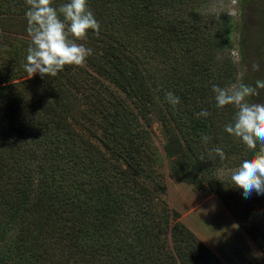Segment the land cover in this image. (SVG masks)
Instances as JSON below:
<instances>
[{"label": "trees", "instance_id": "16d2710c", "mask_svg": "<svg viewBox=\"0 0 264 264\" xmlns=\"http://www.w3.org/2000/svg\"><path fill=\"white\" fill-rule=\"evenodd\" d=\"M207 1L88 0L105 51L79 71L65 66L55 77L28 78L27 50H3L13 43L0 34V264H225L163 197L167 188L150 168V134L138 129L134 114L128 117L127 100L120 95L98 107L101 121L87 116L83 130L78 113L85 98L101 96L94 85L100 78L140 109L146 127L153 110L147 99L155 106L149 97L160 98L156 112L164 108L165 124L175 126L164 146L168 159H178L170 176L207 186L264 253V195L244 198L220 174L251 159L260 145L249 149L227 133L235 113L226 106L223 116L216 107L213 85L230 88L236 69L230 74L228 57L224 68L215 66V50L234 48L231 17L223 14L207 33L185 9ZM13 2L26 13L25 0H10L8 9ZM66 2L53 0V6ZM5 5L0 0L2 25ZM212 66L217 69L210 74ZM85 74L91 78L86 84ZM169 92L180 99L175 107ZM202 110L210 115L197 117ZM216 148L225 153L223 161Z\"/></svg>", "mask_w": 264, "mask_h": 264}, {"label": "rangeland", "instance_id": "374dc122", "mask_svg": "<svg viewBox=\"0 0 264 264\" xmlns=\"http://www.w3.org/2000/svg\"><path fill=\"white\" fill-rule=\"evenodd\" d=\"M9 2L10 0H2V3L6 4L5 8L8 10V13H6L7 15L2 14L5 19L3 21L4 25L0 24V34H6L7 37H2V40L0 37V40L12 42L13 45H9L10 43H8L6 47H3V50H7V47L13 48V50H27L31 40L25 31L26 27H24L27 21L23 23L26 19L25 12L14 2L13 6L8 9ZM195 8V5L189 6L187 4L185 6L187 12L192 11L190 13L192 22V17H196L197 23L202 26V29L207 30V33L216 29L218 21H220L223 14L227 13L231 17L232 23L229 36L234 48L231 51L215 50L218 51L215 58L218 62L216 61L215 66L221 65L223 67L224 61L227 60L226 58L231 59L232 68L228 69V71L230 70V74H233V68L236 69V82L233 85L238 86L240 83L251 84L256 79H264V0H208L199 8ZM2 19L0 17V23H2ZM11 22L12 24L15 22L14 26L18 27H9ZM89 34H92L91 37ZM101 37V33L91 32L88 33L84 41H78V43H82L85 47L92 50V54L86 59L82 67L87 66L88 60L92 61L94 58L98 60V55L105 51L100 50V45L103 44L100 41ZM211 62H208V64H211ZM253 62H259L260 71H251ZM165 63L162 60L158 62L161 68ZM102 64L111 67V64L107 61H103ZM82 67L75 66L73 69L79 71ZM129 67H131V64ZM216 69V67L212 66L208 72L213 74L214 71L212 70ZM87 71L92 72L91 75H97L92 69ZM209 73L208 76L210 77ZM85 75L86 82L84 84L88 83L87 81L91 79L90 75ZM97 76L100 78L99 75ZM91 84L89 83L88 85ZM94 85L95 89L101 92V96L94 95L92 89L88 91V95L93 94V97L83 100L78 113L79 116L83 117V120L85 119V127L90 124L87 116H94L95 121H101L102 112L98 107L101 108L102 105L111 104V102L117 100L121 95L127 100V104L132 110L128 111V117L130 118L134 114L135 118L133 119L138 129H145L150 134L149 143L155 157V163L150 168L154 169V175L160 181L163 180L161 182L167 188V193L166 195L163 194V197L168 202L169 207L179 214L178 221L191 229L225 264H264V253L234 219L221 199L212 194L207 186L199 189L180 179H173L170 176L171 166L178 159H168L164 146L168 142L169 133L175 131L168 132V128L174 129L175 126L171 125L168 127L167 123L165 124L168 121L163 119L164 108L156 112L159 107V105H156L161 103L160 98L156 100L153 93L149 97V99L153 100L156 107L150 105L147 99V106L152 107L153 110L150 112L151 108H147L150 112L147 114V117L152 121V126L146 127L145 120L142 118L141 113H139L140 109L135 108L132 101L127 99L123 93L118 92V88L111 84L110 81L100 78V81ZM111 92L116 93L112 94ZM259 100H264V93H262ZM230 107L233 113H235L234 107ZM222 111L223 116H227L229 113V109L227 108L222 109ZM232 170L234 169H222L220 174L230 180Z\"/></svg>", "mask_w": 264, "mask_h": 264}, {"label": "clouds", "instance_id": "9594fccd", "mask_svg": "<svg viewBox=\"0 0 264 264\" xmlns=\"http://www.w3.org/2000/svg\"><path fill=\"white\" fill-rule=\"evenodd\" d=\"M25 2L28 5L26 31L31 40L24 64L28 78L37 74L41 78L55 77L65 66L82 67L92 50L78 41H84L89 30L100 31V24L90 10L88 0H68L59 8L53 6V0ZM251 71H260L259 62L252 63ZM212 91L217 108L232 106L236 110L234 122L226 125L225 131L249 149L260 145L251 159H244L232 170L231 183L243 190L244 198H250L253 192L264 195V100H259L264 93V79L230 88L213 85ZM166 96L172 106L180 103L179 97L173 93L169 92ZM209 115L207 110L197 113V117ZM204 139L207 140V137ZM215 151L221 161L226 158L221 148Z\"/></svg>", "mask_w": 264, "mask_h": 264}, {"label": "bare ground", "instance_id": "6f19581e", "mask_svg": "<svg viewBox=\"0 0 264 264\" xmlns=\"http://www.w3.org/2000/svg\"><path fill=\"white\" fill-rule=\"evenodd\" d=\"M249 248H251V247H249ZM253 250V249H252ZM255 252V251H254ZM259 256V255H258ZM261 256V255H260ZM253 258V257H252ZM255 259V258H254Z\"/></svg>", "mask_w": 264, "mask_h": 264}]
</instances>
